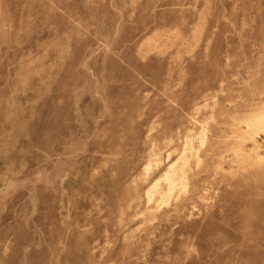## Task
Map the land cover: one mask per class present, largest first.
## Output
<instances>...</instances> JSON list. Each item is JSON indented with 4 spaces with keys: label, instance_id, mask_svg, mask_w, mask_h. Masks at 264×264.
Masks as SVG:
<instances>
[{
    "label": "rangeland",
    "instance_id": "obj_1",
    "mask_svg": "<svg viewBox=\"0 0 264 264\" xmlns=\"http://www.w3.org/2000/svg\"><path fill=\"white\" fill-rule=\"evenodd\" d=\"M0 264H264V0H0Z\"/></svg>",
    "mask_w": 264,
    "mask_h": 264
}]
</instances>
